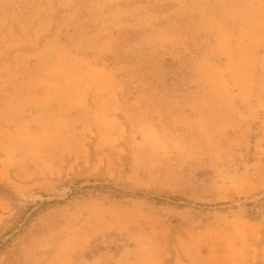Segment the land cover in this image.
<instances>
[{
    "label": "rangeland",
    "instance_id": "1",
    "mask_svg": "<svg viewBox=\"0 0 264 264\" xmlns=\"http://www.w3.org/2000/svg\"><path fill=\"white\" fill-rule=\"evenodd\" d=\"M221 260L264 264V0H0V264Z\"/></svg>",
    "mask_w": 264,
    "mask_h": 264
},
{
    "label": "crops",
    "instance_id": "2",
    "mask_svg": "<svg viewBox=\"0 0 264 264\" xmlns=\"http://www.w3.org/2000/svg\"><path fill=\"white\" fill-rule=\"evenodd\" d=\"M221 263H222V264H229V263H224V261H223V260H221V262H220V263H216V264H221ZM246 264H249V260H248V261L246 260Z\"/></svg>",
    "mask_w": 264,
    "mask_h": 264
}]
</instances>
